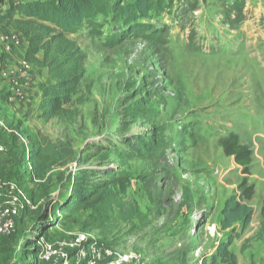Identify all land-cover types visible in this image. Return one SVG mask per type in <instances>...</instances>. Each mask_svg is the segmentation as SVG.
<instances>
[{"label":"rangeland","instance_id":"obj_1","mask_svg":"<svg viewBox=\"0 0 264 264\" xmlns=\"http://www.w3.org/2000/svg\"><path fill=\"white\" fill-rule=\"evenodd\" d=\"M151 2L133 23L141 30L109 12L96 15L98 26L83 23L72 34L85 56L72 119L40 115V84L49 83L42 69L10 67L23 89L18 99L31 90L34 100L22 110L4 97L0 178L16 182L37 207L17 218L14 235L0 237V264H53L32 252L76 232L126 264H201L231 234L220 229L222 209L232 195L242 200L244 179L254 188L244 200L252 217L244 230L234 225L230 250L237 264H264V239H257L264 219V0ZM4 34L14 50V31ZM229 134L252 151L247 174L222 151L220 139ZM42 137L70 143L75 155L46 181L34 179L26 157ZM78 168L89 170L90 186L111 182V193L79 214L59 212L54 206ZM117 176L126 177L124 189ZM41 208L47 218L37 223Z\"/></svg>","mask_w":264,"mask_h":264},{"label":"trees","instance_id":"obj_2","mask_svg":"<svg viewBox=\"0 0 264 264\" xmlns=\"http://www.w3.org/2000/svg\"><path fill=\"white\" fill-rule=\"evenodd\" d=\"M119 3L112 4L111 0H0V30H12L21 34L26 42L25 62L44 70L49 80V83L40 84L42 117L72 119L75 116L72 107L75 104L74 95L83 76L85 56L71 36L83 23H86L88 28L96 27L97 14L113 12L127 25L132 24V30L142 29L141 24L133 23L144 18L150 10L151 0H135L132 4L122 5ZM220 145L223 153L233 156L236 164L247 174L252 151L239 142L238 135L229 134L222 137ZM29 151L30 172L34 179L41 181L48 180L49 172L54 167L66 165L75 159L70 143L53 141L47 137L39 139ZM68 180L67 191L61 196L62 200L54 206L59 212L79 214L95 208L111 193V182H99L90 186L88 169L78 168L70 174ZM114 182L123 189L127 186L126 177L117 176ZM239 188L242 200L232 195L225 201L222 209L220 229H231V234L218 242L209 257H202L201 264H237V256L230 250L234 237L238 236L234 225L241 223V230H244L251 221L252 208L244 200L251 199L254 193L253 186L246 185L245 179ZM261 212L264 218V198ZM37 214V223L47 218L45 208H41ZM15 232L16 229L8 236L14 235ZM257 239H264V219ZM34 242L35 240L32 241ZM32 253L38 258L39 248L34 249Z\"/></svg>","mask_w":264,"mask_h":264},{"label":"built area","instance_id":"obj_3","mask_svg":"<svg viewBox=\"0 0 264 264\" xmlns=\"http://www.w3.org/2000/svg\"><path fill=\"white\" fill-rule=\"evenodd\" d=\"M25 61L21 70H29ZM15 69L7 65L0 67V76L11 81L12 88L8 100L20 98L23 95L22 86L13 80ZM3 125L0 119V126ZM6 152V147L0 144V154ZM30 151L26 150L27 166L31 168ZM36 204L24 190L14 181L0 178V237L8 236L16 229L17 218L23 212L33 211ZM38 259L53 264H126L121 254H114L102 248L96 240H90L84 232H76L55 240H43L40 244Z\"/></svg>","mask_w":264,"mask_h":264},{"label":"crops","instance_id":"obj_4","mask_svg":"<svg viewBox=\"0 0 264 264\" xmlns=\"http://www.w3.org/2000/svg\"><path fill=\"white\" fill-rule=\"evenodd\" d=\"M14 34L17 36L16 38L18 40L16 42V40H14L13 37L11 36L12 37L11 39L14 41L13 42L14 50L12 49L9 50V47L6 45V43H9V41L11 40L7 39V35L4 34V31L2 30L0 31V55L1 56L3 55V61L0 63V67L3 65H7L9 67L15 68L17 66H21L25 61L24 53L26 49V42L24 38L21 36V34H19L16 31H14ZM7 81L8 79L2 78L0 76V107H4L6 105L5 103L6 101L4 100V97L5 95H8L11 91V89L6 90L5 86H7L6 85ZM3 87L5 88L2 89ZM25 95L26 98L24 100L14 98L12 101L13 104H17L16 106H19L20 109L22 110L27 108L26 105L30 106V102L34 100V92H32L31 90H28Z\"/></svg>","mask_w":264,"mask_h":264}]
</instances>
